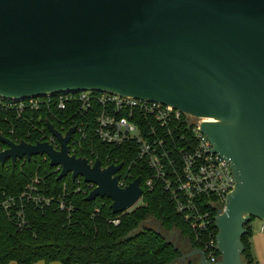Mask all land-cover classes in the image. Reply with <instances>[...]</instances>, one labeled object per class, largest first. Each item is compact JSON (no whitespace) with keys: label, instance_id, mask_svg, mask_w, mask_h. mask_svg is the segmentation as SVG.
<instances>
[{"label":"water","instance_id":"water-1","mask_svg":"<svg viewBox=\"0 0 264 264\" xmlns=\"http://www.w3.org/2000/svg\"><path fill=\"white\" fill-rule=\"evenodd\" d=\"M110 92L170 105L203 122L202 133L231 163L236 188L218 210V263L201 249L179 261L243 264L246 225L264 221V0H0V97L21 101L60 93ZM60 144L11 141L0 164L46 155L57 180L82 177L96 186L87 201L133 210L141 177L126 188L124 163L102 167L71 155L76 127ZM206 155V154H205ZM176 264V261L173 262Z\"/></svg>","mask_w":264,"mask_h":264},{"label":"trees","instance_id":"trees-1","mask_svg":"<svg viewBox=\"0 0 264 264\" xmlns=\"http://www.w3.org/2000/svg\"><path fill=\"white\" fill-rule=\"evenodd\" d=\"M54 112L56 117L47 120L39 119L37 114L23 122L0 121V132L11 140L35 144L42 136L50 135L47 122L60 132L62 124L66 129L70 128L71 111L54 109ZM11 129H14V135L9 133ZM76 139L78 141L79 137L74 135L72 141ZM137 151L134 143L121 148L109 146L98 140L94 131L88 130L82 149H77L74 154L90 160L100 159L103 166L109 158L110 164L124 163L126 169L137 156ZM131 171L134 180L141 177L144 187V182L151 176L146 163L133 166ZM59 173L56 167L50 166L46 155L17 161L15 166L10 161L5 166L0 164V189L7 195L19 197L34 178L39 177V189L45 190L52 198L49 207L40 208L26 200L12 206V214L17 208L22 209L24 227H19L7 211L0 209V264H173L174 261L176 264H199L198 257L180 262L183 251L178 245L163 232L145 225L153 219L166 233L179 231L191 250L201 248L195 242L194 231L185 217L177 213L162 182H157L151 191L143 188L140 206L114 214L110 199L97 198L88 202L89 185L78 184L70 176L58 181ZM61 201L67 208L60 209ZM115 220L119 221L117 225L113 223ZM211 227L215 230L214 224ZM246 229L242 238L245 245L243 264H258L250 245L253 237L250 223Z\"/></svg>","mask_w":264,"mask_h":264},{"label":"built area","instance_id":"built-area-1","mask_svg":"<svg viewBox=\"0 0 264 264\" xmlns=\"http://www.w3.org/2000/svg\"><path fill=\"white\" fill-rule=\"evenodd\" d=\"M54 109L72 113L70 128L76 127L73 136L77 135L79 139L69 143L71 155H75L77 149H82L88 130L94 131L98 140L114 148L134 143L138 148L137 156L117 174L120 176L119 187L123 189L130 185L134 181L131 171L133 166L145 162L151 176L144 182V187L141 184L142 190L151 191L157 182H162L177 213L183 215L193 229L195 242L207 260L211 263L220 261L216 240L218 230L211 226L215 225L218 210H225L227 198L236 188V179L229 161L217 153H206L213 149V144L202 133L201 124L215 120L197 118L170 105L110 92L60 93L21 101L0 97V121L3 122L28 121L37 114L43 120L55 118ZM61 127L64 135L70 129H66L65 124ZM9 133L14 135V129ZM11 141L16 144L21 142L18 139ZM39 142L49 143L57 150L60 148L59 141L51 132L50 135L42 136ZM6 147L0 141V153ZM23 160L26 158L18 161ZM96 160L88 159L91 165ZM110 163L111 159L108 158L107 164L102 167L119 165ZM56 168L61 172L60 167ZM75 180L78 184L86 183L82 177ZM86 184L89 185V193L86 192L89 195L96 186ZM40 185L41 180L35 177L19 197L9 196L0 189V209L7 211L19 227H24L25 217L21 208L12 214L10 209L16 203L26 200L40 208L51 205L52 198L46 195L45 190L39 189ZM65 208L64 201H61L60 209ZM113 223L117 225L119 221ZM261 231L264 233V225Z\"/></svg>","mask_w":264,"mask_h":264},{"label":"rangeland","instance_id":"rangeland-1","mask_svg":"<svg viewBox=\"0 0 264 264\" xmlns=\"http://www.w3.org/2000/svg\"><path fill=\"white\" fill-rule=\"evenodd\" d=\"M43 156H45V155H43ZM141 204L142 203L139 202L136 205V207L140 206ZM145 225L163 232L170 240H172L176 245H178V247L183 251V254L189 253L188 251H189L190 245H188L189 243H188L187 239H184L181 236L179 231L175 230L171 233H166L164 230H162L161 226L153 219L149 220ZM262 225H264V221L260 220L258 218H254L250 222V227L252 228V231H253L254 235L256 236V238H257V235H261L263 233L261 231ZM262 235H264V233ZM257 254L258 255H257L256 260H257L258 264H264V242L262 243L261 247L258 248ZM180 262H184V261H180ZM11 264H16V263H11ZM37 264H45V263L44 262H38Z\"/></svg>","mask_w":264,"mask_h":264},{"label":"crops","instance_id":"crops-1","mask_svg":"<svg viewBox=\"0 0 264 264\" xmlns=\"http://www.w3.org/2000/svg\"><path fill=\"white\" fill-rule=\"evenodd\" d=\"M262 234L261 235H257V238H256V236L253 233V237H252V239L250 241L252 254H253V257H254L256 262H257L256 258H257V255H258L257 254V250H258V248L261 247L262 243L264 242V235H262Z\"/></svg>","mask_w":264,"mask_h":264},{"label":"flooded vegetation","instance_id":"flooded-vegetation-1","mask_svg":"<svg viewBox=\"0 0 264 264\" xmlns=\"http://www.w3.org/2000/svg\"><path fill=\"white\" fill-rule=\"evenodd\" d=\"M7 148V147H6ZM189 245V244H188ZM192 249V248H191ZM191 249L189 248V251L188 252H190L191 251Z\"/></svg>","mask_w":264,"mask_h":264}]
</instances>
